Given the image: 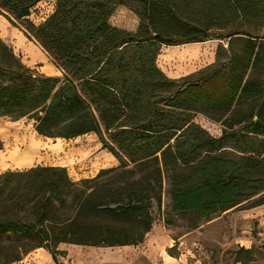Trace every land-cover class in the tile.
Returning a JSON list of instances; mask_svg holds the SVG:
<instances>
[{"label": "trees", "instance_id": "1", "mask_svg": "<svg viewBox=\"0 0 264 264\" xmlns=\"http://www.w3.org/2000/svg\"><path fill=\"white\" fill-rule=\"evenodd\" d=\"M42 1L0 0V14L62 74L27 66L0 36V116L26 117L47 137L96 133L119 163L78 181L61 166L1 173L0 264L40 247L59 264L60 243L139 244L164 192L165 225L188 229L264 203V0H48L53 11L35 24ZM120 5L137 15L136 30L110 22ZM214 38L229 40L227 61L180 78L157 63L163 45ZM198 112L221 121L222 134ZM252 252L241 247L237 261Z\"/></svg>", "mask_w": 264, "mask_h": 264}, {"label": "rangeland", "instance_id": "2", "mask_svg": "<svg viewBox=\"0 0 264 264\" xmlns=\"http://www.w3.org/2000/svg\"><path fill=\"white\" fill-rule=\"evenodd\" d=\"M48 3L47 0L37 4L34 15L29 17L35 24L43 20L41 15L49 9ZM0 22L4 26V31L0 29V36L13 47L24 64L47 75L62 74L48 52L38 42L28 38L20 26L12 24L2 14H0ZM110 22L121 28L136 30L139 19L128 6L120 5L111 16ZM260 39L264 42V37L259 38V41ZM228 42V39L220 38L203 41L202 56L193 61L177 58L163 61L162 54L182 51L184 44L180 45L179 49L172 47L169 49L170 46L163 45L161 55L157 57V63L168 76L180 78L211 65L217 60L227 61L230 56ZM233 44L236 49L242 47V41L236 38ZM239 105L241 109H247L248 106L246 102ZM194 120L212 135L222 134L224 124L208 114L198 112ZM30 137L43 144L36 153L37 161L24 168L13 167L12 162L2 164L0 161V174L8 170H25L38 165L61 166L67 169L73 180L78 181L95 177L101 169L110 168L119 163L118 159L103 146L96 133H87L74 138L47 137L40 135L33 122L26 117L12 119L0 116V155L7 153L6 150L9 147ZM169 201L168 194L164 192L161 213L155 210L156 220L146 234L145 242L134 246L144 245L147 253L152 255L154 264H167L164 259L167 255L173 258H170L172 263L169 264H264V203L255 206H250L249 203L241 204L203 221L195 229H188L182 223L165 225L163 217L168 210ZM130 245L133 247L134 244ZM120 246L123 245L79 244L77 250L79 253L95 251L97 256L105 257L120 253L122 248ZM241 247L252 248L253 252L249 256L244 254L242 260L237 261L239 257L237 252ZM143 263L144 260L132 264Z\"/></svg>", "mask_w": 264, "mask_h": 264}, {"label": "crops", "instance_id": "3", "mask_svg": "<svg viewBox=\"0 0 264 264\" xmlns=\"http://www.w3.org/2000/svg\"><path fill=\"white\" fill-rule=\"evenodd\" d=\"M52 2V1H49ZM31 17V16H30ZM187 44V43H186ZM189 44V43H188ZM183 45V44H182ZM185 45V44H184ZM145 242V241H144ZM143 244V243H141ZM76 246V247H75ZM79 244L60 243L58 249L64 251L58 255L59 264H132L144 260L143 264H154L153 257L147 253L144 245L134 247L135 245H123L120 253H115L107 256H97L96 252H81L77 250ZM129 252L130 254H125ZM145 254V255H144ZM170 256L164 257L165 263H172ZM173 259V258H172ZM176 261H179L175 258ZM9 264H58L52 254L46 248L40 247L29 252L22 260Z\"/></svg>", "mask_w": 264, "mask_h": 264}, {"label": "bare ground", "instance_id": "4", "mask_svg": "<svg viewBox=\"0 0 264 264\" xmlns=\"http://www.w3.org/2000/svg\"><path fill=\"white\" fill-rule=\"evenodd\" d=\"M3 29L4 26L0 22V29ZM203 42H193L187 43L183 45L182 51H176L175 53L170 52L166 54H159L162 56L163 61H168L171 58H177L184 61H193L196 59H200L203 51ZM180 45L170 46L174 49H179ZM168 49V50H169ZM170 51V50H169ZM43 144L34 138L30 137L28 139H23L21 142L16 143L15 146L9 147L6 151L7 153H3L0 155V161L2 164H7L8 162H12L13 167L24 168L32 165L35 161H37L36 153L39 152L41 146Z\"/></svg>", "mask_w": 264, "mask_h": 264}, {"label": "built area", "instance_id": "5", "mask_svg": "<svg viewBox=\"0 0 264 264\" xmlns=\"http://www.w3.org/2000/svg\"><path fill=\"white\" fill-rule=\"evenodd\" d=\"M48 4H49V9H47V11L44 12L43 15H41L43 20H44V19H45V18H46V17H47L52 11H53V9H54V2H53V1H52V2H49ZM36 9H37V6L34 7V8H32V10H31V16L34 15Z\"/></svg>", "mask_w": 264, "mask_h": 264}]
</instances>
